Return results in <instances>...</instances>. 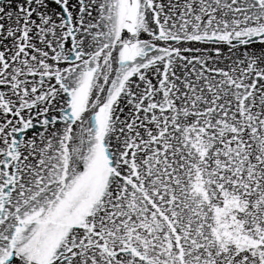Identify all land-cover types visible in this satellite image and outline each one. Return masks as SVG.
Returning <instances> with one entry per match:
<instances>
[{"label":"snow or ice","instance_id":"6c2138e0","mask_svg":"<svg viewBox=\"0 0 264 264\" xmlns=\"http://www.w3.org/2000/svg\"><path fill=\"white\" fill-rule=\"evenodd\" d=\"M0 264H264V0H0Z\"/></svg>","mask_w":264,"mask_h":264}]
</instances>
